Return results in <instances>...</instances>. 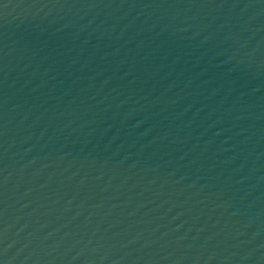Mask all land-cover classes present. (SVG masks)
<instances>
[{
  "label": "water",
  "instance_id": "water-1",
  "mask_svg": "<svg viewBox=\"0 0 264 264\" xmlns=\"http://www.w3.org/2000/svg\"><path fill=\"white\" fill-rule=\"evenodd\" d=\"M0 264H264V0H0Z\"/></svg>",
  "mask_w": 264,
  "mask_h": 264
}]
</instances>
